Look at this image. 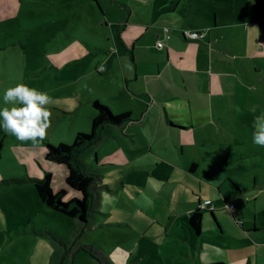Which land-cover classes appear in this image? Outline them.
<instances>
[{
	"label": "rangeland",
	"instance_id": "1",
	"mask_svg": "<svg viewBox=\"0 0 264 264\" xmlns=\"http://www.w3.org/2000/svg\"><path fill=\"white\" fill-rule=\"evenodd\" d=\"M92 5L104 13L94 0H23L18 16L0 23V108L14 106L4 104L3 94L17 84L47 93L52 101L48 105L51 126L43 141L21 142L0 128V182L36 178V168L42 178L45 169L41 164L48 165V161L40 151L46 142L70 144L83 128L90 132L84 121L91 103L82 101V92L90 85L75 82L81 64L90 59L89 44L81 36L89 28L80 26L82 14L99 41L111 36L109 27L93 24ZM103 6L108 18L117 20L121 15ZM106 106L113 115L120 114ZM130 121L131 117L121 125H108L100 141L83 155L96 167V196L93 190L87 223L40 203L29 181L0 185L4 227L0 230V264H107L101 262L97 250L103 251L109 264H196L192 248L206 253L208 246H221L229 253V264H243L248 257L253 264H264V190H243L234 183L240 177L252 185L257 171L259 182H264V146L251 149L253 129L200 128L186 133L182 139H213L212 146L193 143L186 147L184 158L188 153L205 152L195 175L182 174L169 164L167 158L179 155L178 148L164 147L159 140L172 139L170 135L131 139L125 134L131 132L124 128ZM143 130L151 132L150 128ZM147 139H158V144L152 146ZM220 139L225 146L216 149ZM228 146H232L229 157ZM194 178L209 180L212 187L194 188L189 181ZM51 186L54 192L62 188ZM206 197L216 206L217 224L211 222L209 210L203 209L202 233L192 237L187 214L192 203ZM28 213L34 216L33 223L25 217ZM255 220L258 230L253 231ZM213 228L222 233L212 234Z\"/></svg>",
	"mask_w": 264,
	"mask_h": 264
},
{
	"label": "crops",
	"instance_id": "2",
	"mask_svg": "<svg viewBox=\"0 0 264 264\" xmlns=\"http://www.w3.org/2000/svg\"><path fill=\"white\" fill-rule=\"evenodd\" d=\"M94 1L102 6L104 13L100 14L92 5L93 24L109 27L111 36H107L105 41H99L93 33V25L91 28L82 14L80 26L86 25L89 28H85L81 36L89 44L90 59L81 64L75 82L78 85L87 81L90 85L86 92H82V101L91 103L84 125L91 129L96 114L93 100L108 104L117 112H129L130 126L124 128L125 132L131 133H125L127 136L133 139L135 135L147 138H158L160 134L165 137L170 135L172 139L159 140V143H165L161 144L164 147L175 145L178 148L179 155L167 158L169 164L182 174L196 175L199 161L205 152L201 150L198 155L188 153L184 158L186 147L193 143L212 146L210 142L213 139H182L186 133L200 128L253 129L254 118L264 116V0ZM21 2L23 0H0V23L13 21L20 12ZM102 3L109 11L121 12L117 20L106 16L107 11ZM200 29L206 31L202 39L193 40L182 34L184 30ZM166 30L171 34L170 39L165 41L163 47H157V41L163 39ZM102 66L104 69L100 70ZM146 128H150L151 132L146 133L143 130ZM81 131L85 132V128ZM253 131L250 132L253 134ZM157 141L147 139V143L152 146L157 145ZM222 142L220 139L214 147L223 148L225 145ZM46 144L40 153L48 165L41 166L45 173L51 172V183L54 187L61 185L67 190L65 199L80 196L66 183L67 166L46 159ZM91 148L82 153L81 160L86 170L95 175L96 167H92L89 159L83 157ZM231 148L228 146L227 157ZM256 148L251 140V149L257 151ZM36 170L34 177H41V173ZM253 177L252 185L249 179L239 177L234 182L235 187L263 191L264 182H259L258 171ZM189 181L191 186L200 190L204 184L212 187L207 182L209 180L194 178ZM92 188L96 196L95 183ZM207 199L215 211L216 206L206 197L203 200L198 198L196 204L192 203V210L187 214L186 226L192 237L202 232L196 235L188 226V217L200 202ZM38 201L42 203L39 197ZM25 217L33 223L34 216L28 213ZM212 219L211 222L215 223ZM1 220L2 231L4 227ZM256 225L255 220L253 231L258 230ZM32 229L36 231L34 224ZM14 231L19 233L16 227ZM219 232L222 233L221 229L211 230L212 234ZM235 235L241 237L240 232ZM206 249L208 252L202 253L192 248L196 264H229L231 261L227 258L229 253L221 246H208ZM97 252L102 254L101 262L109 264L103 251ZM243 264H253V258H244Z\"/></svg>",
	"mask_w": 264,
	"mask_h": 264
},
{
	"label": "trees",
	"instance_id": "3",
	"mask_svg": "<svg viewBox=\"0 0 264 264\" xmlns=\"http://www.w3.org/2000/svg\"><path fill=\"white\" fill-rule=\"evenodd\" d=\"M92 106L96 114L92 119L89 133L83 131L77 132L70 144L65 142L46 144V159L67 166L68 174L66 176V183L69 188L78 192L80 196H72L65 199L68 192L64 188L54 192L51 187V172H46L42 178L2 180L0 185H3V183H22L29 181L33 183L36 193L43 204L70 218L79 219L87 223L88 218L91 216L94 200L92 187L95 175L86 170L85 164L81 160V155L84 151L100 141L102 131L106 125H121L124 121L130 119L129 112L113 115L109 108L104 104L102 105L98 100H93ZM201 210L203 209L198 206L188 217V226L196 234H200L202 229ZM209 212L217 224L214 209L209 210Z\"/></svg>",
	"mask_w": 264,
	"mask_h": 264
},
{
	"label": "clouds",
	"instance_id": "4",
	"mask_svg": "<svg viewBox=\"0 0 264 264\" xmlns=\"http://www.w3.org/2000/svg\"><path fill=\"white\" fill-rule=\"evenodd\" d=\"M3 101L14 106L0 108V128L21 142L37 143L46 138L52 117L48 108L52 101L47 93L17 84L5 90ZM253 129V143L264 146V116L254 118Z\"/></svg>",
	"mask_w": 264,
	"mask_h": 264
},
{
	"label": "built area",
	"instance_id": "5",
	"mask_svg": "<svg viewBox=\"0 0 264 264\" xmlns=\"http://www.w3.org/2000/svg\"><path fill=\"white\" fill-rule=\"evenodd\" d=\"M182 34L184 37H187L189 39H193V40H197V39H202L205 34H206V31L204 29H200V30H184L182 31ZM171 37V34L168 30H166L164 32V36H163V39H160L157 41L156 43V46L157 47H163L165 45V41L170 39ZM104 69V67H100V70ZM206 201H210L209 199L207 200H204L202 202L199 203V208L201 209H208V210H212L214 209L211 201L210 203H206ZM233 207V205H230L229 208Z\"/></svg>",
	"mask_w": 264,
	"mask_h": 264
},
{
	"label": "flooded vegetation",
	"instance_id": "6",
	"mask_svg": "<svg viewBox=\"0 0 264 264\" xmlns=\"http://www.w3.org/2000/svg\"><path fill=\"white\" fill-rule=\"evenodd\" d=\"M202 213V218H203V212H201Z\"/></svg>",
	"mask_w": 264,
	"mask_h": 264
}]
</instances>
